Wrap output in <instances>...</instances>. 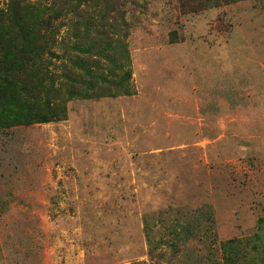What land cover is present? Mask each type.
Returning a JSON list of instances; mask_svg holds the SVG:
<instances>
[{
  "label": "rangeland",
  "instance_id": "rangeland-1",
  "mask_svg": "<svg viewBox=\"0 0 264 264\" xmlns=\"http://www.w3.org/2000/svg\"><path fill=\"white\" fill-rule=\"evenodd\" d=\"M82 7L83 17L107 10L119 28L133 94L72 99L65 121L0 131V264H224L220 243L231 239L242 264H259L264 0L199 15L180 14L176 0ZM222 13L230 34L214 30ZM68 33L63 58L50 59L57 73L78 54ZM205 207L211 233L150 251L144 218L171 241L165 227Z\"/></svg>",
  "mask_w": 264,
  "mask_h": 264
},
{
  "label": "trees",
  "instance_id": "trees-1",
  "mask_svg": "<svg viewBox=\"0 0 264 264\" xmlns=\"http://www.w3.org/2000/svg\"><path fill=\"white\" fill-rule=\"evenodd\" d=\"M49 1L6 0L0 7V131L65 121L66 105L72 99H116L133 94L128 45L114 31L119 28L108 20V11L101 15L96 7L99 12L92 10L83 17L82 6L87 7L89 0ZM240 1L176 0V6L182 15H199L211 6L221 8ZM216 21L214 30L220 35L234 29L224 13ZM66 25L74 40L71 49L78 54L67 59L68 65L61 61L63 70L57 73L56 63L50 59L57 62L63 58L56 50L64 42L60 34ZM124 36L128 37L126 33ZM175 40L176 34L170 33V41ZM191 216L176 217L165 227L171 241L164 240V233L158 239L152 236L154 226L144 218L150 251L163 244L176 250L190 237L211 233L210 209L205 207ZM201 220L209 225L204 227ZM255 237L263 247L256 249L257 262L264 264V227H259ZM220 250L224 264H242L245 260L240 240L221 242Z\"/></svg>",
  "mask_w": 264,
  "mask_h": 264
}]
</instances>
